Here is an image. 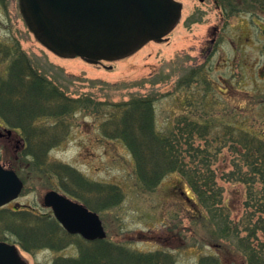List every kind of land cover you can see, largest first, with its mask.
I'll return each mask as SVG.
<instances>
[{
    "label": "rangeland",
    "instance_id": "rangeland-1",
    "mask_svg": "<svg viewBox=\"0 0 264 264\" xmlns=\"http://www.w3.org/2000/svg\"><path fill=\"white\" fill-rule=\"evenodd\" d=\"M179 1L184 4L182 18L166 40L149 42L119 60L93 64L51 52L28 28L19 0H0V44L12 51L10 56L0 57V74L7 76L20 49L40 73L73 96L117 103L157 94L156 127L160 132L168 133L183 117L199 123L208 120L211 135L207 140L197 137L195 144L209 145L221 208L229 222L240 223L252 210L247 206L249 189L238 179V172L247 168L225 133L235 127L264 138V12L240 10L226 15L217 0ZM107 117L101 107L65 117L64 137L49 150L47 161L69 164L92 181L122 187L124 200L98 211L108 237L144 252L171 251L178 264H197L202 256L218 254L217 244L227 240L217 238L216 222L197 205L187 181L173 172L155 189L142 186L134 156L125 143L103 135L102 123ZM56 122L43 118L38 124ZM21 173L25 186L19 206L39 215L53 214L43 199L47 191L60 190L55 185L58 176L45 173L24 151ZM6 234L14 242L15 237L9 231ZM21 251L29 264H52L58 257L78 256L79 252L75 244L60 251ZM235 252L228 259L224 253L222 264H246L243 254Z\"/></svg>",
    "mask_w": 264,
    "mask_h": 264
},
{
    "label": "trees",
    "instance_id": "trees-1",
    "mask_svg": "<svg viewBox=\"0 0 264 264\" xmlns=\"http://www.w3.org/2000/svg\"><path fill=\"white\" fill-rule=\"evenodd\" d=\"M217 2L226 15L240 10L264 12V0ZM19 51L7 76L0 74V118L9 125L22 127L27 141L25 155H30L45 173L57 175L59 182L55 185L60 190L96 211L108 210L125 198L118 184L92 181L69 164L47 161L49 150L64 137V118L81 109L94 111L101 107L108 114L102 123L103 135L125 143L134 156L142 186L155 189L168 174L178 172L195 193L197 205L206 209L216 222L217 238H225L227 242L217 244L218 254L202 256L197 264H222L223 254L228 259L236 256V250L243 254L246 264H264V138L245 129L226 128L225 135L232 138L246 164L247 169L238 172V179L249 189L247 206L252 209L240 223L229 222L221 208L220 188L211 167L213 153L209 145L195 144L197 137L207 140L211 135L208 120L199 123L183 117L168 133L160 132L156 127L157 94L134 96L117 103L73 96L40 73L32 59ZM11 52L0 44V57L10 56ZM43 118H54L57 122L52 126L39 125ZM6 231L28 252L41 248L60 251L70 244L77 245L78 256H61L53 264H178L171 251L144 252L109 237L86 240L68 233L52 214L39 215L30 209L0 210V238L9 240Z\"/></svg>",
    "mask_w": 264,
    "mask_h": 264
},
{
    "label": "water",
    "instance_id": "water-1",
    "mask_svg": "<svg viewBox=\"0 0 264 264\" xmlns=\"http://www.w3.org/2000/svg\"><path fill=\"white\" fill-rule=\"evenodd\" d=\"M19 6L28 28L45 47L93 64L163 41L183 13L179 0H19ZM23 185L15 171L0 166V206L18 197ZM43 205L69 233L88 240L107 237L100 214L67 194L51 189ZM0 264L27 262L15 244L0 240Z\"/></svg>",
    "mask_w": 264,
    "mask_h": 264
},
{
    "label": "flooded vegetation",
    "instance_id": "flooded-vegetation-1",
    "mask_svg": "<svg viewBox=\"0 0 264 264\" xmlns=\"http://www.w3.org/2000/svg\"><path fill=\"white\" fill-rule=\"evenodd\" d=\"M212 41L214 42L215 40ZM26 145L27 141L24 137L22 127L11 126L0 118V166L5 170L15 171L22 180L23 151ZM18 198L1 206L0 210L10 209L16 212L23 210L24 207L19 206Z\"/></svg>",
    "mask_w": 264,
    "mask_h": 264
}]
</instances>
